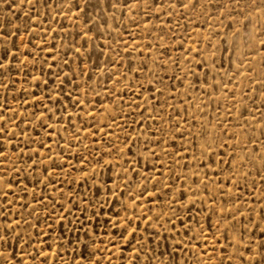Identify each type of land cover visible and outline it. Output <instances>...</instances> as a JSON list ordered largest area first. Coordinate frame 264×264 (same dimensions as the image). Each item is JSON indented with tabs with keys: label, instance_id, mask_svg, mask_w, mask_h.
<instances>
[{
	"label": "rangeland",
	"instance_id": "1",
	"mask_svg": "<svg viewBox=\"0 0 264 264\" xmlns=\"http://www.w3.org/2000/svg\"><path fill=\"white\" fill-rule=\"evenodd\" d=\"M0 264H264V0H0Z\"/></svg>",
	"mask_w": 264,
	"mask_h": 264
},
{
	"label": "snow or ice",
	"instance_id": "2",
	"mask_svg": "<svg viewBox=\"0 0 264 264\" xmlns=\"http://www.w3.org/2000/svg\"><path fill=\"white\" fill-rule=\"evenodd\" d=\"M0 67H2V66H0ZM0 239H2V238H0ZM0 255H3V253H2V252H0Z\"/></svg>",
	"mask_w": 264,
	"mask_h": 264
}]
</instances>
